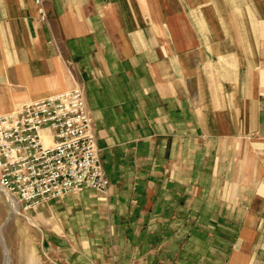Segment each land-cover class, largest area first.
<instances>
[{"label": "crops", "instance_id": "obj_1", "mask_svg": "<svg viewBox=\"0 0 264 264\" xmlns=\"http://www.w3.org/2000/svg\"><path fill=\"white\" fill-rule=\"evenodd\" d=\"M45 8L0 0V112L83 87L110 185L62 197L157 261L264 264V0Z\"/></svg>", "mask_w": 264, "mask_h": 264}, {"label": "built area", "instance_id": "obj_2", "mask_svg": "<svg viewBox=\"0 0 264 264\" xmlns=\"http://www.w3.org/2000/svg\"><path fill=\"white\" fill-rule=\"evenodd\" d=\"M45 1L35 0L42 18ZM109 185L81 85L0 113V189L25 210L84 187L106 193Z\"/></svg>", "mask_w": 264, "mask_h": 264}, {"label": "rangeland", "instance_id": "obj_3", "mask_svg": "<svg viewBox=\"0 0 264 264\" xmlns=\"http://www.w3.org/2000/svg\"><path fill=\"white\" fill-rule=\"evenodd\" d=\"M106 196L101 192L92 195L100 202ZM56 201H59L58 208L51 207V202L25 210L15 198L19 214H14L7 195L0 189V264L6 261L3 238L8 248V264H162L160 259L164 264H182V260L173 263L171 257L157 261L156 256L162 252H156V245L150 249L147 246L152 243L150 240L116 236L122 226L119 230L118 224H108L106 209L95 207L92 217L86 213L89 209L84 207L87 205L84 200L80 202L70 196L59 197L53 203ZM76 204L77 211L83 210L84 214L74 215Z\"/></svg>", "mask_w": 264, "mask_h": 264}, {"label": "bare ground", "instance_id": "obj_4", "mask_svg": "<svg viewBox=\"0 0 264 264\" xmlns=\"http://www.w3.org/2000/svg\"><path fill=\"white\" fill-rule=\"evenodd\" d=\"M15 109V107L14 108H12L10 111H12V110H14ZM0 113H4V112H0ZM47 141H49L48 140V138H47ZM9 198V203H10V207H11V210H12V212L14 213V214H19V210L15 207V205H14V200H15V197H8ZM11 212V211H10ZM27 217V216H26ZM29 219V218H28ZM30 221V220H29ZM35 224V223H34ZM1 229H2V227H1ZM3 237V236H2ZM3 245H4V247H5V251H6V261L4 262L5 264H8L9 263V255H8V248L6 247V244H5V242H4V238H3Z\"/></svg>", "mask_w": 264, "mask_h": 264}]
</instances>
